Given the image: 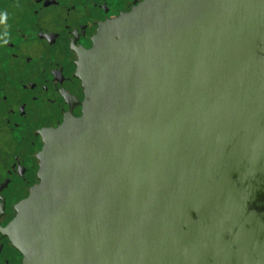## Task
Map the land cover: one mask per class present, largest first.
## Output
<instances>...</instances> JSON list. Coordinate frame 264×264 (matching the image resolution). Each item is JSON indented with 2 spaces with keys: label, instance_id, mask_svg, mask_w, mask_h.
Returning <instances> with one entry per match:
<instances>
[{
  "label": "water",
  "instance_id": "water-1",
  "mask_svg": "<svg viewBox=\"0 0 264 264\" xmlns=\"http://www.w3.org/2000/svg\"><path fill=\"white\" fill-rule=\"evenodd\" d=\"M6 228L22 264H264V0H143L80 49Z\"/></svg>",
  "mask_w": 264,
  "mask_h": 264
},
{
  "label": "flooded vegetation",
  "instance_id": "flooded-vegetation-1",
  "mask_svg": "<svg viewBox=\"0 0 264 264\" xmlns=\"http://www.w3.org/2000/svg\"><path fill=\"white\" fill-rule=\"evenodd\" d=\"M142 1L7 0L0 10V264L23 263L6 228L40 183L43 134L82 115L77 51Z\"/></svg>",
  "mask_w": 264,
  "mask_h": 264
},
{
  "label": "rangeland",
  "instance_id": "rangeland-1",
  "mask_svg": "<svg viewBox=\"0 0 264 264\" xmlns=\"http://www.w3.org/2000/svg\"><path fill=\"white\" fill-rule=\"evenodd\" d=\"M15 3H16V5H18L19 2L17 1ZM6 5H8L7 0H0V10L1 9H5L6 10Z\"/></svg>",
  "mask_w": 264,
  "mask_h": 264
}]
</instances>
